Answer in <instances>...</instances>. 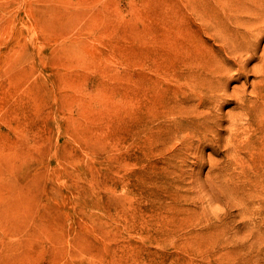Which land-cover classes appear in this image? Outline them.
Wrapping results in <instances>:
<instances>
[{
  "label": "rangeland",
  "instance_id": "374dc122",
  "mask_svg": "<svg viewBox=\"0 0 264 264\" xmlns=\"http://www.w3.org/2000/svg\"><path fill=\"white\" fill-rule=\"evenodd\" d=\"M217 2L0 0V264H264Z\"/></svg>",
  "mask_w": 264,
  "mask_h": 264
},
{
  "label": "bare ground",
  "instance_id": "6f19581e",
  "mask_svg": "<svg viewBox=\"0 0 264 264\" xmlns=\"http://www.w3.org/2000/svg\"><path fill=\"white\" fill-rule=\"evenodd\" d=\"M217 3H220L224 12L220 23L221 29L226 32L225 37L231 39L222 42L221 52L224 61H229V67L231 61L238 68L235 69L238 74H241L239 70L244 69L242 75H245L249 62L256 61L253 71L257 75V81L252 84V89L248 94H241L239 95L241 97H237L236 100L237 107H239L237 116L243 123L233 121L232 125L242 126L244 123L249 125V131H253L250 132V137L255 140L249 138L248 141L252 145L256 141L260 144L258 155L264 166V47L258 54L261 40L264 38V0H218ZM227 69L228 64L225 63L219 81L212 88L209 96L210 104L222 98V95H219L220 90L224 88L230 77H225V74L228 75ZM255 149L256 147L253 146V154ZM246 153L249 162L255 163L251 151H246ZM246 173L252 174L251 178L255 175L258 179H264V168L262 167L252 171V168L248 166Z\"/></svg>",
  "mask_w": 264,
  "mask_h": 264
}]
</instances>
